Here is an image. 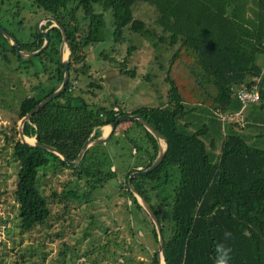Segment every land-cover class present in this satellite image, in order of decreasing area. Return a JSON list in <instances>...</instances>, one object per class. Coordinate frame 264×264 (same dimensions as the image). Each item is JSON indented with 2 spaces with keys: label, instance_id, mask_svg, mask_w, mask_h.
<instances>
[{
  "label": "trees",
  "instance_id": "trees-1",
  "mask_svg": "<svg viewBox=\"0 0 264 264\" xmlns=\"http://www.w3.org/2000/svg\"><path fill=\"white\" fill-rule=\"evenodd\" d=\"M25 2L34 8L27 31L21 30ZM142 2L157 13L148 24L134 16V7ZM105 13L111 28L107 42L129 43L131 39L124 35L134 34L148 41L157 58L170 50L164 68L168 88L163 105L141 106L126 113L117 100L107 107L106 97L96 98L95 91L102 90L96 81L86 83L84 90L75 88L87 68L83 50L105 40ZM1 14L8 15L13 31L0 27L20 50L31 52L40 47L43 36L35 21L47 16L63 28L69 52L64 90L23 122L25 137L33 136L72 161L86 139L101 135V126L119 115L138 114L167 140L161 162L130 180L158 219L164 264H215L220 243L232 249L230 264H264V0H14L13 4L0 0ZM40 29L47 30L48 44L29 58L16 55L0 33V59L11 63L10 53L29 88L18 104L19 117L54 91L63 75L58 53L60 30L49 20ZM133 50L129 45L126 56ZM125 61L123 58L120 71L132 77L134 70L125 69ZM158 65L162 69V64ZM251 85L258 97L243 104L233 89ZM238 111L239 117L234 116ZM123 136L132 144L130 154L137 156L126 162L125 194L157 244L153 224L126 182L137 167L143 170L150 165L157 143L133 119L118 121L107 141L87 147L74 166L48 150L14 140L12 155L18 166L13 197L20 230L43 224L50 214L37 185L39 168L57 162L61 169L71 170L74 185L78 180L88 183V189L79 195L67 181L70 189L58 198H87L115 176L110 159L116 155L106 144ZM225 232H231V238L225 240ZM92 261L98 263V254ZM151 264H157L156 251Z\"/></svg>",
  "mask_w": 264,
  "mask_h": 264
},
{
  "label": "rangeland",
  "instance_id": "rangeland-1",
  "mask_svg": "<svg viewBox=\"0 0 264 264\" xmlns=\"http://www.w3.org/2000/svg\"><path fill=\"white\" fill-rule=\"evenodd\" d=\"M10 1L13 4L14 0ZM25 5L21 30L24 28L27 31L32 26L31 11L34 8L26 2ZM2 9L6 7L3 5ZM133 12L146 24L157 15L153 7L144 2L137 4ZM7 16L1 14L0 24L13 31ZM105 21L107 25L102 44L83 50L87 68L85 76L75 83V88L84 90L86 83L96 81L102 86V90L95 91L96 98L106 97L107 107L117 100L126 113L141 106L163 105L168 88L163 80L164 68L170 50L163 54V58H157L148 41L134 34L124 35L131 39L129 43H109L107 37L111 28L108 13H105ZM43 23L41 21L39 27ZM129 45L134 50L126 56ZM67 50H63L64 57ZM7 55L11 63L0 59V264H95L92 259L96 254L99 256L97 264H151L157 244L141 221L140 211L125 194L123 174L129 165L126 162L137 156L130 154L133 152V149L130 150L132 144L124 136L113 137L106 144L116 155L110 159V169L115 170V176L101 187H96L87 198L67 201L58 198L69 186L80 195L88 189V183L78 180V184L74 185L71 170L61 169L57 162L50 161L39 168L37 185L46 197L50 214L43 224L29 231L20 230L17 202L13 197L18 164L12 155V143L19 139L17 128L21 117L18 116V104L29 88L13 56L10 53ZM123 58L126 60L124 68L134 70L132 77L120 71ZM158 63L162 64V69ZM73 92L77 93L76 90ZM82 96L89 101L88 94ZM116 108L112 110L116 111ZM121 125L125 126V122ZM102 128L105 131V127ZM120 132L117 131L118 135ZM30 140L27 139L28 142ZM67 181L69 186L65 185ZM81 253H85L86 257H81Z\"/></svg>",
  "mask_w": 264,
  "mask_h": 264
},
{
  "label": "water",
  "instance_id": "water-1",
  "mask_svg": "<svg viewBox=\"0 0 264 264\" xmlns=\"http://www.w3.org/2000/svg\"><path fill=\"white\" fill-rule=\"evenodd\" d=\"M46 20L51 21L52 25L58 27L60 30V33H61V39H60V43L58 45V53H59L60 61L63 64V75H62V79L60 81V84L57 86V88L54 91H52L49 95L44 97L42 100H40L32 109H30V111H28L24 116H22L20 118L19 123H18V128H17V134L19 137V141L22 143H25L27 145H30V146H38V147H41L45 150H48V151L56 154L62 161H65L66 164H68L70 166H74L78 162V160L81 158L82 154L84 153V151L87 147H89L93 144L104 143L105 141H107V139L109 138L114 126L116 125V123L118 121L131 120V119L137 120L156 140L157 152H156L154 159L152 160V162L150 163V165L148 167H146L143 170L137 169V171L130 173L129 176L127 177L126 182L128 184V187H129L131 193L135 197L137 203L142 207V209L148 215L149 219L151 220V222L153 224V227H154V230L156 233V239H157V252H156L157 264H160V261L162 262V264H164L163 256H162V236H161V232H160V225L158 223V219H157L154 211L151 209L150 204L140 194H138V192L131 185V181H130L132 176L149 172L161 162L162 158L165 155L166 149H167V140L164 136H162L160 133H158L150 124H148L145 120H143L138 114L119 115L112 122L107 124L109 129L105 134H101L96 138L86 139L83 142V144L81 145L77 156L72 161L67 160L66 157H64L55 148L48 146L44 143L38 142L34 137H33L31 142H28L24 139V135L22 134V130H21L23 122L28 120L31 113H33L35 110H37L39 107H41L44 103L48 102L49 100H51L52 98H54L55 96H57L60 92H62L64 90L65 83L68 79L67 58H68V54H69V52L67 50L65 53V57L63 58V50H64V48L67 49L66 42H65V33H64L63 28L57 22H55L52 18L47 17V16L39 17L38 20H36L35 27L37 29V32L43 36V41H42V43L38 49L31 51V52H25V51L20 50L18 48V44L13 39V37L11 35H9L3 28L0 27V33L5 37L7 42L14 48L15 54L19 55L20 57H23V58H29V57L36 55L39 51H41L48 44L49 38H48L47 30L46 29L41 30L39 27V23H41V21H46Z\"/></svg>",
  "mask_w": 264,
  "mask_h": 264
},
{
  "label": "built area",
  "instance_id": "built-area-1",
  "mask_svg": "<svg viewBox=\"0 0 264 264\" xmlns=\"http://www.w3.org/2000/svg\"><path fill=\"white\" fill-rule=\"evenodd\" d=\"M262 66H264V51H263V55H262ZM253 81H257L256 78H254ZM233 94L234 96L240 100L243 104L249 103V102H253L257 99L258 95L257 92L255 91V85H251L250 87L246 88L244 86H238L235 87L233 89ZM239 115V111L237 113L234 114V116H238ZM239 117V116H238ZM229 118L231 119L232 116H229ZM241 119L238 118L237 121L238 123L241 125Z\"/></svg>",
  "mask_w": 264,
  "mask_h": 264
},
{
  "label": "clouds",
  "instance_id": "clouds-1",
  "mask_svg": "<svg viewBox=\"0 0 264 264\" xmlns=\"http://www.w3.org/2000/svg\"><path fill=\"white\" fill-rule=\"evenodd\" d=\"M231 236H232L231 232L224 233L225 240L231 238ZM215 252H216L215 264H230L231 252H232V249L230 247H227L224 243H220L217 244Z\"/></svg>",
  "mask_w": 264,
  "mask_h": 264
},
{
  "label": "bare ground",
  "instance_id": "bare-ground-1",
  "mask_svg": "<svg viewBox=\"0 0 264 264\" xmlns=\"http://www.w3.org/2000/svg\"><path fill=\"white\" fill-rule=\"evenodd\" d=\"M63 57H64V55H63ZM108 129H109L108 126H106V127H105V132L108 131ZM24 139L27 141L28 138L24 136ZM32 139H33V138H31V140H30L29 142H31ZM160 263L162 264L161 261H160Z\"/></svg>",
  "mask_w": 264,
  "mask_h": 264
},
{
  "label": "crops",
  "instance_id": "crops-1",
  "mask_svg": "<svg viewBox=\"0 0 264 264\" xmlns=\"http://www.w3.org/2000/svg\"><path fill=\"white\" fill-rule=\"evenodd\" d=\"M102 127H104V126H101V134H105L107 131L105 132L104 129H103ZM119 135H121V132H120Z\"/></svg>",
  "mask_w": 264,
  "mask_h": 264
}]
</instances>
